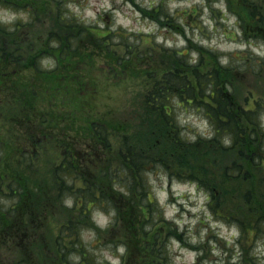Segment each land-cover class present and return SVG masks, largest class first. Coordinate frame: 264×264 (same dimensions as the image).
<instances>
[{
	"label": "trees",
	"instance_id": "obj_1",
	"mask_svg": "<svg viewBox=\"0 0 264 264\" xmlns=\"http://www.w3.org/2000/svg\"><path fill=\"white\" fill-rule=\"evenodd\" d=\"M71 1L22 0L24 6L18 7L17 0H0V8L30 12L28 23L17 24L13 29L0 25V117L5 119L9 127L6 132L13 140L12 145L0 137V254L1 249L16 246L22 256L15 264H30L28 248L24 251L22 244L29 240L31 229L33 235L40 229L37 211L45 207L53 210L69 200L88 219L95 208L108 213L114 210L131 237L126 246H130L128 253H133L134 245L143 262L154 264L157 252L168 251L169 243L158 249L159 231L153 213L159 214L161 222L164 215H160L155 198L151 197L148 167L162 162L169 170L168 158L176 157L180 162L178 157L184 154L183 166L190 181L208 186L215 197V190L204 178L208 175L203 164L208 161V152H218L221 156L232 152L235 157L231 163L220 167L222 183H246L252 172L260 169L264 184L261 109L264 105L251 95L241 106L231 80L233 70H247L243 64L261 70L264 57H255L253 52L245 56L232 53L228 64L223 65L221 53L199 45L197 53L192 47L183 52L156 40L146 43L143 35L129 34L112 23H103L107 26L104 28L97 27V22L89 23L80 12L71 10ZM240 1L242 5H252V0ZM255 10L256 28L264 34V10ZM255 10L252 15H256ZM140 12L170 32L178 27L177 15L194 18L198 14L196 11L172 13L168 4L155 0H150L149 6ZM4 40L8 44L18 43V47H7ZM118 47H122L124 54L117 52ZM142 49L150 55L145 57ZM192 51L198 54L197 58ZM204 53L211 61L207 70ZM43 58L49 63L42 67ZM97 58L107 61L112 82L128 75L142 76L144 93L134 102L132 110L123 111L111 105L99 116L87 115L86 96L95 92V81L88 77L100 70ZM28 71L31 76L26 75ZM41 92L53 96L69 92L73 101L77 92L82 100L79 115L39 110ZM4 94L7 95L2 98ZM67 103L66 97L58 101L60 106ZM188 109L201 113L209 122L211 130L207 136L193 141L186 137L191 128L183 124L179 110L185 113ZM60 121L70 123L63 127ZM17 126L20 135L12 131ZM56 129H62L57 139L66 149L62 151V160L50 170L49 195L48 184L36 178L37 167L32 166L55 136ZM112 134L120 138L117 148L110 139ZM219 159L214 158L215 165ZM87 168L92 173L86 172ZM181 168L175 174H181L184 170ZM102 174L107 178L102 180ZM212 183L225 188L219 180ZM251 211L249 223L253 234L264 235V206L258 204ZM46 218H40L41 222ZM84 225L80 221L59 224L54 248L64 262L75 252L82 254L79 264H91L81 251L84 243L80 229ZM242 233H245L243 228ZM67 237L72 238L69 244L65 242ZM241 258L242 264H264L256 254ZM0 264L5 263L0 259Z\"/></svg>",
	"mask_w": 264,
	"mask_h": 264
},
{
	"label": "rangeland",
	"instance_id": "obj_2",
	"mask_svg": "<svg viewBox=\"0 0 264 264\" xmlns=\"http://www.w3.org/2000/svg\"><path fill=\"white\" fill-rule=\"evenodd\" d=\"M155 1L168 4L172 13L187 11L192 14L196 11L198 14L196 13L194 18L192 16L180 18L177 15L175 22L178 27L170 32L157 26L152 18H147V15L140 12L149 6L150 0H73L70 4L72 5L71 10L76 13L80 12L82 17L91 24L97 22V27L104 28L107 26H103V23L106 25L112 23V26L119 27L129 34L143 35L146 43L156 40L158 44L167 48L180 49L183 52L192 47L191 49L199 53V45L221 53L223 65L228 64L230 53H242L245 56L253 52L260 56L264 55L261 52V48H264V34L256 28L258 15L255 10V8L260 11L264 10V0H252V5H242L240 0ZM17 2H20L17 3L18 7L25 4V2L21 3L22 0H17ZM254 10L256 15H252ZM20 13H25L27 19ZM28 22H30L29 11L0 8V25L13 29L17 24ZM45 24L47 25V21ZM1 40L0 38V43ZM3 42L7 47H18V43L8 44L6 40ZM116 50L120 55L124 54L122 47ZM194 51H192L193 56L197 58L198 54ZM255 54L254 56L257 57ZM148 55L150 54L144 53L145 57ZM203 61L206 65L205 70L210 69V57L205 53ZM48 63L49 60L43 58L41 65L43 67ZM107 65V61L97 58V67L100 70L88 77L89 80L95 81V89L91 85L95 92L87 95L86 102H84V108L89 117L103 114L105 107H111V105L123 111L126 109L130 111L129 108L132 110L134 102L139 101L144 93L142 76L128 75L119 82H112V74ZM242 66L247 70H233L234 76L233 79L231 78L232 90L237 101L242 106L246 97L254 95L264 105V66L261 70L255 66L244 64ZM26 75L31 76V72H26ZM69 92H60L55 96L41 92L37 103L38 109L48 113L49 111L52 113L61 111L79 115L81 96L76 92V100L73 101L71 100L73 95L71 94L70 97ZM5 95L7 94L2 95V98ZM62 97H66L68 103L60 106L58 101ZM261 109L264 116V108ZM179 113L182 115L183 124L191 128V132H187L188 138L194 139L196 133L198 137L208 135L210 126L201 113L192 109H188L185 113L179 110ZM4 120L0 117V137L5 143H10L13 140L12 137H8L6 131L9 127ZM68 123L70 122L60 121L63 127ZM14 130L19 135L22 133L18 130V126L12 131ZM55 133L51 142L40 151L39 156L41 157L32 166L37 167L36 178L48 184V190L51 188L50 170L62 160V151L66 149L57 139L62 129H56ZM110 139L117 148L119 136L112 134ZM10 144L13 145V142ZM208 155V161L203 164L207 168L208 177H203L215 190V197L212 196L208 186L190 181L191 177L186 174V167L183 166L184 154L178 157L182 160L180 162L176 157L168 158L169 170L162 162H157L153 168L148 167L149 185L152 187L151 197L155 198V207L160 215H164V221L161 222L158 218L159 214L153 213L159 231L158 249L164 243H169L168 251H156L157 256L153 258L154 264H160V260L161 264H242L241 257L251 254H256L264 263V235L261 233L254 235L249 223L252 215L251 208L258 204L264 206L262 171L254 170L251 174L252 178L246 183L223 184L220 167L222 169L223 165L230 164L235 154L230 152L221 156L218 152H208ZM215 157L221 158L216 161L217 166L213 162ZM179 166H182L181 169L184 170H180L181 174H175ZM91 171L89 168L86 169L88 173H92ZM105 177L106 175H101L102 180ZM214 180L216 182L219 180L225 188L215 186V183H212ZM117 187L123 190L119 185ZM68 201L55 208L52 206L53 210L45 207L37 211L36 215L40 214L36 218L40 229L34 235L31 229L32 235L27 242L22 244L23 250L28 248L26 254L29 261L27 262L30 264L81 263L82 254L70 253L68 259L66 258L67 262H64L54 248V237L59 224L66 221H80L85 224L80 229L84 243L81 251L87 255L91 264H117V262L118 264H146V261L143 262L141 256L135 251L134 245H132L133 253H128L130 246H126L131 241V237L114 210L108 213L95 208L92 217L88 219L81 215L80 207L73 206ZM42 217H47L44 222L40 220ZM25 219L28 220L27 217ZM242 228L245 233H242ZM149 229L146 228V230ZM170 232L172 234L168 236ZM69 238H66V244H69L72 239L68 241ZM121 247L124 248L123 252L120 251ZM9 249H1V262L15 264L22 256V251H18L16 246Z\"/></svg>",
	"mask_w": 264,
	"mask_h": 264
},
{
	"label": "clouds",
	"instance_id": "obj_3",
	"mask_svg": "<svg viewBox=\"0 0 264 264\" xmlns=\"http://www.w3.org/2000/svg\"><path fill=\"white\" fill-rule=\"evenodd\" d=\"M70 6H71V5H70ZM20 15H21V16H23L25 19H27V16H26V14H25V13H20ZM226 142H227V141H226ZM68 203L70 204V203H71V201H68ZM120 251H121V252H123V251H124V248H123V247H121V248H120ZM117 264H118V262H117Z\"/></svg>",
	"mask_w": 264,
	"mask_h": 264
}]
</instances>
